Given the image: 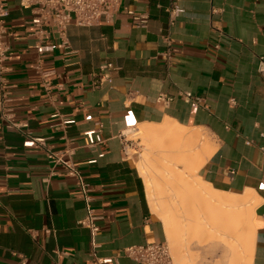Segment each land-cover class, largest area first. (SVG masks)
Returning <instances> with one entry per match:
<instances>
[{"label":"crops","instance_id":"0c3cea01","mask_svg":"<svg viewBox=\"0 0 264 264\" xmlns=\"http://www.w3.org/2000/svg\"><path fill=\"white\" fill-rule=\"evenodd\" d=\"M8 2L10 107L28 127L0 128V264H96L94 244L104 264H136L122 255L126 248L168 244L125 136L165 123L201 134L204 155L211 154L198 171L203 193L186 190L181 204L176 198V259L185 264L189 244L196 264H230L211 233L230 224L220 198L247 196L251 264H264V0H181L172 47L169 0H123L113 23L73 24L66 45L51 32L40 51L32 8ZM44 27L51 31L50 23ZM108 63L112 81L99 85ZM183 91L200 98V107L192 110ZM162 93L173 101L159 102ZM24 132L47 138L55 152L75 148L85 190ZM89 214L100 228L94 238L81 225Z\"/></svg>","mask_w":264,"mask_h":264},{"label":"built area","instance_id":"2783aa9c","mask_svg":"<svg viewBox=\"0 0 264 264\" xmlns=\"http://www.w3.org/2000/svg\"><path fill=\"white\" fill-rule=\"evenodd\" d=\"M123 0H22V6L26 9L33 10L36 15L34 25L37 28L35 33L37 42L35 48L42 50L44 43L50 40L51 32L56 33L62 41L63 45L67 44L68 29L73 24L81 28H91L102 23L111 24L116 20L120 11ZM150 1V0H144ZM181 0H169V6L166 12L169 15V27L166 40L169 46H173V41L170 37L172 28L175 27L178 13L180 10ZM213 14L222 13L221 9L213 8ZM10 15L8 0H0V128L14 129L22 132L28 125L15 121L13 109L10 107L13 102V86L6 77L7 73V55L9 51L6 39L9 36L7 29V19ZM51 24V31L45 29V25ZM167 56L171 60V54ZM113 69L112 64L108 63L101 67V75L99 85L104 82H111L110 75ZM258 72L264 76V58L260 59ZM183 100L190 104L192 110L197 109L201 105V99L194 96L193 93L183 91L180 93ZM158 101L164 104H169L173 101L172 97L165 94H160ZM55 115L54 117H56ZM30 139L34 147L44 151L48 160L54 165L62 166L68 176L77 180L78 184L85 190L86 184L83 180L81 172L72 162L75 155V148L66 147L63 151L55 152L47 146V138L33 137L30 132L23 133ZM82 226L91 230L94 238L100 232V228L94 224V218L89 214L82 221ZM96 247L93 245L92 258L96 264H104V261L96 256ZM122 255L134 261L136 264H175L171 254L169 245L166 242H152L144 245L131 246L126 248ZM27 264V259L23 258L17 263Z\"/></svg>","mask_w":264,"mask_h":264},{"label":"rangeland","instance_id":"374dc122","mask_svg":"<svg viewBox=\"0 0 264 264\" xmlns=\"http://www.w3.org/2000/svg\"><path fill=\"white\" fill-rule=\"evenodd\" d=\"M137 132L138 130H133L130 133L125 134L126 138H128V140H130V142L132 143V146L129 149V154L130 157L134 159L136 164H138L141 161L142 163L144 162V164L146 163L145 165L149 173L154 178L156 202L158 204V207H160L161 213L163 214V216H165L164 219L166 220L167 218V221H165L164 219L162 220L165 222L168 228L170 229L172 228L171 229L172 237L169 238L168 244L172 256L174 258L175 264H180V262L176 259L175 256V238H174V231L176 226L175 202H176V198H178L180 204L183 202V200H185V195L187 194L186 190L194 189L198 193L199 190L205 189L201 179L197 177L198 171L196 172L194 170V167H196L199 164L198 162L201 157H205L204 154L206 151V147L204 141H202L201 142L202 144L200 143L198 147L194 146L196 148H199L198 151L200 152V158L196 161L192 158L193 149L191 148L192 144H190V142H185V144L180 143L179 141L174 139L171 135H168L165 132L161 134L158 133L156 135H152L149 138L143 140L142 138L137 136ZM165 156L166 158H163ZM169 174L170 175L172 174L173 176L171 175L170 177ZM168 178H172V179L169 180ZM161 188L162 189L164 188V190H161ZM170 191H172L173 193ZM233 198L238 200V197H233ZM226 199L229 198H224V200ZM214 200H216V198H214ZM215 204H214L215 207H218V202H215ZM220 205L222 209L225 208L223 207L221 200H220ZM225 210L226 211L228 210L229 212L228 214H229L230 228L228 227V229H225V231L221 232V235L218 234V231H215V233H211L210 240L215 242L221 241L222 244L225 245V248L230 253L229 254L230 264H246L247 256L249 255V244H246L247 246L245 245L246 240H244V238L246 237L245 239H247L246 242L248 243V238L250 239L251 237L250 235H252L251 233L252 215L247 213L244 216V215H238V213H236V215H238L239 218L236 216L233 220V218L231 217L232 213H230V210L229 209H225ZM182 216L185 221L186 215L180 212L179 214L180 222ZM226 217L228 219V215ZM232 220L233 222H231ZM183 225L190 226V224H183ZM232 225L236 227V231H237L236 233L235 232L230 233L231 232L230 230H234V228H231ZM231 235L232 237L239 238L238 241L235 242L232 240L235 245L239 246V248L237 249L232 248L229 241ZM238 242H240L241 246L238 244ZM190 247L191 246L189 244L188 247L186 246L184 247V251L186 252L184 253V258L187 259L185 261V264H196V261L192 259L195 257V255L193 256L192 253L190 252Z\"/></svg>","mask_w":264,"mask_h":264},{"label":"bare ground","instance_id":"6f19581e","mask_svg":"<svg viewBox=\"0 0 264 264\" xmlns=\"http://www.w3.org/2000/svg\"><path fill=\"white\" fill-rule=\"evenodd\" d=\"M183 129V128H182ZM167 133L168 135H171L174 139H176L177 141L185 144V142H190V144L192 143H196L198 145H200V143L202 142V140H205L203 139V136L201 134H189L187 131H184V130H178L176 129V125H172V124H169V123H165L163 125H158V126H152V125H144V126H141L139 128V131L137 133V136H139L140 138H142L143 140H145L146 138H149L150 136L152 135H156L158 133ZM190 132V131H189ZM206 141V140H205ZM205 143V142H204ZM202 144V143H201ZM199 148H196L194 147L193 150H192V158L193 159H196V161L200 158V152L198 151ZM211 154H208L206 157H201L200 160H199V165H197L196 167H194V170L197 172L199 171V169L202 167V165L210 158ZM163 158H166L163 157ZM145 160V159H144ZM202 160V161H201ZM146 164V163H145ZM144 164V162L142 163L139 162L137 164V168L139 170V173L140 175L142 176L143 180H144V183H145V187H146V191H147V197H148V201L150 203V207H151V210L152 212L156 215V216H159L161 219H164L165 216H163V214L161 213V210H160V207H158V204L156 202V195H155V187H154V178L152 177V175L149 173L146 165ZM172 164V163H171ZM173 165V164H172ZM171 165V166H172ZM195 172V173H196ZM170 175V174H169ZM168 175V176H169ZM172 175V174H171ZM170 175V177H171ZM173 176V175H172ZM174 178V177H173ZM169 180L172 179V178H168ZM176 180V179H175ZM157 181V180H156ZM155 181V182H156ZM168 182V180H167ZM178 183V182H177ZM163 184V183H162ZM166 185V184H165ZM204 185V184H203ZM165 187V186H164ZM169 187V186H168ZM205 187V185H204ZM166 188V187H165ZM175 188V187H174ZM158 189V188H157ZM161 190H164V188ZM168 191V190H167ZM174 191V190H173ZM158 192V190H157ZM172 192V191H170ZM173 193V192H172ZM171 193V194H172ZM199 194H202L203 193V190H199L198 192ZM233 197H236V196H231L229 197V199H226L224 200L223 198H220V200L222 201V205L223 207H225L224 209H229L230 210V213L231 214V217L234 218L237 216L239 218L238 215H246L247 213L249 214H252L253 213V210L254 208L251 206V199L247 196H245L244 198H238L235 199ZM238 197V196H237ZM202 198V197H201ZM256 198V197H255ZM256 200V199H255ZM254 200V201H255ZM254 201H253V206H254ZM160 206V205H159ZM238 211V212H237ZM236 213H238V215H236ZM253 216V215H252ZM165 220V219H164ZM233 220L231 222H233ZM167 221V218L166 220ZM248 222V221H247ZM174 228V227H173ZM230 228V227H229ZM231 228H234V230H230L232 232H237L236 231V227L234 225H232ZM252 228H254L252 226ZM172 229V228H171ZM170 228L167 227V232H168V236L169 238L172 237V231H171ZM244 231V230H243ZM253 232V231H252ZM251 232V233H252ZM242 233V232H240ZM250 233V234H251ZM247 234V233H246ZM229 235V234H228ZM233 235V234H232ZM231 237L229 238L230 240V244L232 246V248H239L238 245H235L233 243V241H238L239 238H235V237ZM250 239L248 238V243L246 242L247 239L244 238L245 241V245L246 244H249V247L251 245V242H252V235H250ZM233 240V241H232ZM238 244L240 245V242H238ZM241 246V245H240ZM244 246V245H243ZM247 246V245H246ZM241 248V247H240ZM243 248V247H242ZM242 250V249H241ZM237 253V252H236ZM250 253V252H249ZM246 264H251V253L250 255L247 256V260H246Z\"/></svg>","mask_w":264,"mask_h":264}]
</instances>
